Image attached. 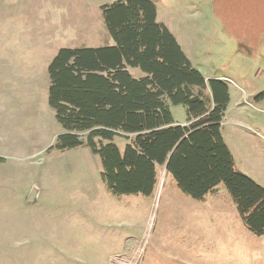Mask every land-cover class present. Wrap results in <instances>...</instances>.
<instances>
[{
    "label": "rangeland",
    "instance_id": "374dc122",
    "mask_svg": "<svg viewBox=\"0 0 264 264\" xmlns=\"http://www.w3.org/2000/svg\"><path fill=\"white\" fill-rule=\"evenodd\" d=\"M115 1L0 0V264H264V234L224 183L194 199L159 166L152 195H114L99 155L57 147L49 63L62 47L112 41L102 7ZM153 1L192 64L228 84L224 139L264 186V0ZM171 110L186 120L184 105ZM114 142L123 151L129 139Z\"/></svg>",
    "mask_w": 264,
    "mask_h": 264
},
{
    "label": "trees",
    "instance_id": "16d2710c",
    "mask_svg": "<svg viewBox=\"0 0 264 264\" xmlns=\"http://www.w3.org/2000/svg\"><path fill=\"white\" fill-rule=\"evenodd\" d=\"M102 8L114 43L62 47L48 66V102L63 127L57 147L83 146L99 155L101 178L114 195H152L159 166L194 199L224 183L248 230L264 234V186L236 167L222 133L228 84L207 79L192 64L157 20L153 0ZM257 98L264 99V90ZM171 104L186 107L188 124L175 121ZM116 136L129 139L123 151Z\"/></svg>",
    "mask_w": 264,
    "mask_h": 264
},
{
    "label": "crops",
    "instance_id": "0c3cea01",
    "mask_svg": "<svg viewBox=\"0 0 264 264\" xmlns=\"http://www.w3.org/2000/svg\"><path fill=\"white\" fill-rule=\"evenodd\" d=\"M157 14H158V12H157ZM111 40H112V39H111ZM108 44H113V40H112V41H109ZM105 45H106V44H105ZM102 46H103V45H102ZM130 71H131V73H132L131 68H130ZM132 74H133V73H132ZM133 75H134V74H133ZM139 76H141V74H139V75L136 76V77H139ZM174 119H175V117H174ZM175 121H176L177 123H181V124H188L187 118H186V120L183 121V122H180V121H178V120H176V119H175ZM5 160H6V159L3 158V159L0 160V162L5 161ZM34 188H36V187H34ZM212 192H213V191H212ZM212 192H210V193H208V194H211ZM36 193H37V192H36ZM208 194H207V195H208ZM207 195H206V196H207ZM206 196H205V198H206ZM29 197H30V195L28 196L27 201H29Z\"/></svg>",
    "mask_w": 264,
    "mask_h": 264
},
{
    "label": "water",
    "instance_id": "95a60500",
    "mask_svg": "<svg viewBox=\"0 0 264 264\" xmlns=\"http://www.w3.org/2000/svg\"><path fill=\"white\" fill-rule=\"evenodd\" d=\"M36 192H37V189L34 188V190L32 191V193L30 194V197H29V201H34L35 197H36Z\"/></svg>",
    "mask_w": 264,
    "mask_h": 264
}]
</instances>
